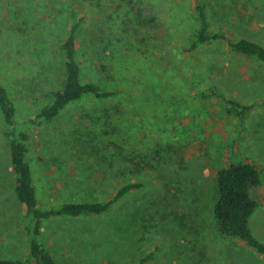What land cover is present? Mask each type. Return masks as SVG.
Returning a JSON list of instances; mask_svg holds the SVG:
<instances>
[{
	"label": "rangeland",
	"instance_id": "1",
	"mask_svg": "<svg viewBox=\"0 0 264 264\" xmlns=\"http://www.w3.org/2000/svg\"><path fill=\"white\" fill-rule=\"evenodd\" d=\"M206 3L213 30L264 45V0ZM80 15L83 81L120 92L29 129L41 206L106 201L124 181L143 187L107 214L46 223L58 263L137 264L157 250L150 264H264L258 251L218 233L213 212L220 169L251 161L264 179V65L224 43L184 53L198 28L192 0H2L0 81L21 125L64 85L62 46ZM212 85L262 107L240 126L224 118L223 103L198 95ZM15 187L0 119V259L29 250ZM255 197L251 227L264 243V184Z\"/></svg>",
	"mask_w": 264,
	"mask_h": 264
},
{
	"label": "trees",
	"instance_id": "2",
	"mask_svg": "<svg viewBox=\"0 0 264 264\" xmlns=\"http://www.w3.org/2000/svg\"><path fill=\"white\" fill-rule=\"evenodd\" d=\"M192 1L198 28L185 44L184 53L190 55L203 47L224 43L229 54L241 55L264 65L263 44L246 38L233 39L222 31L213 30L206 0ZM1 4L2 0L0 8ZM84 21L85 17L82 15L75 18L62 46L66 71L64 85L52 92L51 102L41 107L25 124L19 123L15 102L8 87L0 81V119L3 122L4 137L9 141L16 194L25 210L24 225L29 247L24 257L0 259V264H59L43 237L46 223L55 219L107 214L114 205L143 187L140 182L124 181L106 201L65 202L58 206H41L29 157V129L41 128L55 121L70 106L84 100L101 102L116 97L120 92V89H110L111 87L100 82L83 81L80 33ZM211 64L212 68L214 65ZM100 69L105 72L107 66L101 64ZM198 95L205 100L213 99L223 103L224 118L236 119L240 126L252 111L262 107L255 102H241L216 85L201 90ZM216 181L217 199L213 212L218 233L224 238L240 240L264 256V243L256 237L251 227L253 216L260 207L255 193L264 184L262 173L251 161L238 162L220 169ZM156 251L152 250L141 256L137 264H150L157 257Z\"/></svg>",
	"mask_w": 264,
	"mask_h": 264
},
{
	"label": "crops",
	"instance_id": "3",
	"mask_svg": "<svg viewBox=\"0 0 264 264\" xmlns=\"http://www.w3.org/2000/svg\"><path fill=\"white\" fill-rule=\"evenodd\" d=\"M264 257V256H263Z\"/></svg>",
	"mask_w": 264,
	"mask_h": 264
}]
</instances>
